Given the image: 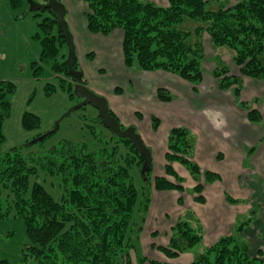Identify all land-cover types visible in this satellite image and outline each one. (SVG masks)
<instances>
[{"label": "trees", "instance_id": "16d2710c", "mask_svg": "<svg viewBox=\"0 0 264 264\" xmlns=\"http://www.w3.org/2000/svg\"><path fill=\"white\" fill-rule=\"evenodd\" d=\"M10 1L13 9H20L26 3V0ZM82 1L88 8L86 22L91 34L109 37L116 31L123 33L122 54L128 67L136 64L143 72L174 75L191 84L195 93L204 80L203 39L207 34L213 48L229 52L240 72L235 75L228 65L219 66L221 57H216L212 76L218 89L231 91L251 124L262 123L260 110L253 106L259 99L241 100V79L264 83V0H166V5L149 0ZM41 13L51 15L38 23L40 34L34 37L41 45V62L50 64L55 74L70 76L67 59L62 63L57 61L60 48L67 46L61 31L56 30V15L49 10ZM78 66L76 57L75 70H79ZM38 69L35 75L40 76L42 71ZM83 84L87 85L84 76ZM68 88L70 96L76 97L74 86L69 84ZM14 89L12 82L0 79V147L5 138L3 121L10 112L7 97ZM116 89L117 94L122 92L121 88ZM169 92L160 88L157 98L172 102L174 97ZM110 113L118 119L112 110ZM152 121L156 132L160 120ZM23 122L25 127L32 128L39 120L27 113ZM94 124L89 127L95 146L66 140L48 151L29 155L14 148L0 159V216L9 214L12 207L2 197L3 190L9 189L14 195L16 216L25 222L30 241L23 249V263L132 264L131 253L137 248L135 242L139 237L136 238L135 232L142 231L141 227L134 228L135 214L139 215L141 208L146 212L152 201L146 194L147 188L156 192H184V178L174 168L178 164L195 183L191 192L196 195L195 201L203 204L205 186L221 179L219 174L203 170L193 159L195 139L191 131L175 127L167 137L163 175L151 178V165V170L143 176L144 201L139 202L131 169L137 167L141 173L144 157L128 139L117 138L112 133L108 138L102 131L98 132L99 128L105 130L99 112ZM38 137H43V141L49 136ZM35 142L40 141L35 139ZM39 170L60 181L65 192L60 199H55L39 182L29 190L30 177L38 175ZM227 200L237 202L231 197ZM179 201L183 205V199ZM193 222L198 224L192 211L178 218L169 243L158 247L166 260L142 257L138 264H183L177 259L203 241L200 225L197 228ZM249 225L250 221L240 224L190 264H264L263 251L253 252L243 235L245 226ZM0 264L11 263L1 260Z\"/></svg>", "mask_w": 264, "mask_h": 264}, {"label": "rangeland", "instance_id": "374dc122", "mask_svg": "<svg viewBox=\"0 0 264 264\" xmlns=\"http://www.w3.org/2000/svg\"><path fill=\"white\" fill-rule=\"evenodd\" d=\"M37 1L46 4L49 0ZM59 1L71 13L77 11V21L79 18L78 24L81 27L80 21L86 20L87 5L82 0ZM149 1L157 2L159 5H166V0L163 4H160L159 0ZM26 4L20 9H13L10 0H0V79L10 81L15 85L14 91L10 92L7 97L10 103V112L3 121L2 129L5 138L0 147V159L14 148L21 149L24 155H29L30 153L48 151L66 140L75 143L84 142L95 146L97 143L95 142V138H93L89 125H95L94 119L98 115V110L91 105H87L85 108L76 110L65 117L70 109L80 102L77 97H71L69 93L68 86L69 84L74 86L75 81L71 76H66V74H55L51 70L50 64L41 62V47L33 37L40 34L38 23L51 15L49 13H39V16L34 17L30 15L24 17L23 14L25 12L23 9H26L24 8L27 7ZM27 9L29 10V6ZM56 30L59 31L58 26ZM98 37H94V41L92 42L88 41L89 39L87 38L88 40L85 39L83 43L86 53V62L84 63L86 86L99 96L107 99L110 109L117 115L123 129L131 126L134 127L149 148L147 144H150L151 140L159 142L164 131L167 130L166 127L171 123V119L166 113L168 110H163L159 107L158 100L156 97H152L153 94L151 92L160 88L168 89L165 85H167L166 81H169V79L171 81L182 80L168 73L143 72L136 64L133 67H128L124 63L123 54L117 41V34L109 37L102 35ZM81 38L84 40V37ZM203 44L205 59L202 66L206 75L205 81L212 79L209 75H212L216 67V57H221V62L219 61L220 64L218 63L219 66L226 64L229 66L232 74L240 75L238 67L234 66L231 55L227 50H216L213 48L207 34L204 35ZM67 56V47H61L57 61L62 63L66 61ZM78 67L81 70L80 65ZM37 68L42 71L40 76L35 75ZM253 81L254 84H244L245 96L247 97L259 94V90L254 89L259 82ZM154 87L156 89L153 90ZM116 88H121L122 92L117 94ZM175 88H177L175 89L176 93L174 89L173 91L168 89V91H170L169 93H171L174 99H179L181 98L179 95L181 93L179 92L180 89L177 86ZM263 105L264 90L261 91L260 99L253 106L258 109V107H262ZM27 113L38 117V125H32V128L25 127L23 118ZM139 116L141 117L139 118ZM153 118L160 120L158 133H154L153 131ZM57 123H59V127L54 132ZM97 131H102L108 138L111 136V132H108L106 128L105 130L99 128ZM40 134L43 136L49 134V137L41 141L39 140L41 137L37 138ZM35 139L40 142H35ZM159 143H157L158 147ZM152 150L155 157L152 155L153 171L150 176L154 178L163 175V167L166 161L164 157V164L161 165L162 168H159L157 164L161 151L159 149ZM166 152L167 148L165 154ZM246 162V171L242 176V182L247 188H249V184L254 179L263 183V186H258L259 189H256L254 194L256 198L262 196V202L264 203V156L261 159L256 158L254 166L253 164L251 165L250 160ZM249 164L253 166L252 171L248 170ZM131 177L139 192V202L144 201L142 193L143 176L137 167L131 169ZM35 182L41 183L57 200L65 193L63 186L56 177L48 176L40 170L38 175L30 177L29 190ZM182 186L184 187V192H179V196L178 194L173 196V191L156 192L154 189L147 188L146 194L151 197L152 201L146 212L141 208L139 215L135 214L137 226H134V228L137 227L138 229L141 227L142 231L139 232L137 230L135 232L136 238L139 237L136 240L137 242H135L137 248L135 247L136 249L132 250L131 253L132 264H138L139 259L142 257L150 260H166L164 255L158 250V247L166 246L169 243L172 228L178 218H184L189 211H192L196 216L193 210H189L190 208H183L185 205L191 203V198L185 193L189 191L193 192V187L191 188L188 184H185V179ZM153 193L155 194L153 195ZM244 193L246 194L247 192ZM2 197L12 207L9 208V214L0 216V261L7 260L11 264H33L32 262L23 263L22 260L24 246L29 245L30 241L27 236L25 222L16 216L14 195L7 189L3 190ZM180 198L183 199V205L179 203ZM203 215L204 213L201 214V216ZM245 219L251 221L248 214H245L239 218V222ZM193 223L195 227H199L197 223ZM199 228L202 229L201 226ZM207 237L204 242L202 241L191 251L181 255V259L178 262L190 264L206 248H209L223 238L220 237L218 239L211 234ZM215 239L216 242L212 244L211 242L215 241ZM260 239L261 237L258 242L256 240L253 242L246 240L250 246L256 248L258 251L262 250L264 258V235ZM205 241L210 243V245H205ZM256 249H254L255 252Z\"/></svg>", "mask_w": 264, "mask_h": 264}, {"label": "crops", "instance_id": "0c3cea01", "mask_svg": "<svg viewBox=\"0 0 264 264\" xmlns=\"http://www.w3.org/2000/svg\"><path fill=\"white\" fill-rule=\"evenodd\" d=\"M35 1L40 3L37 0ZM164 1L159 0L160 4H163ZM27 7L23 9L25 12H23L24 17L30 15L35 17V14L30 13ZM66 19L74 36L77 62L81 67L82 73L86 76L84 71L86 53L83 43L87 38L89 39H87L88 41L92 42L94 41V37L99 38L98 36L101 35L91 34L87 29L86 20L80 21L81 27H79L77 11L71 13L68 10ZM115 34H117V41L122 53L123 33L116 31L111 36ZM81 37H84V40ZM36 42L40 45L39 41L36 40ZM163 74L165 73L163 72ZM209 76L212 79L205 81L206 75L204 74L203 83L197 94L193 92L191 84L180 78L178 79L182 81H171L170 79L166 81V88L171 91L174 89L176 93L175 89L177 88L175 87L177 86L180 89L179 92H181L179 93L181 98L174 99L172 102H161L157 98L156 87L153 88V90H156H152V97H156L161 109L168 110L166 113L171 119V123L166 127L167 130L164 131L162 138L159 140L160 143L151 140L150 144L147 145L153 156L152 149H159L161 151L157 165L159 168H162L161 165L164 164L163 160L167 148L166 137H168L169 131L175 127L188 128L195 139L193 159L203 170L213 171L221 177L220 181L205 186L203 193L206 200L205 204L196 202V195L190 191L185 193L191 198V203L185 205L183 208H190L189 210L195 212L198 224L204 232L203 242L210 234L218 239L232 234L240 224L248 221L245 219L239 222V218L245 214H248L251 221L249 226H245L243 235L251 242L254 240L258 242L259 238L261 237L262 239L264 235V203L262 202V196L256 198L254 193L256 189H259L258 186H263V183L254 179L249 184V188H247L242 182V176L246 171L247 160H250L251 165L253 164L254 166L256 158L261 159L264 156V105L258 107L263 117L262 123L259 125L251 124L247 120V112L239 107L231 91H220L217 87V81L212 75ZM241 80L243 81L241 100L253 102L255 99H260L261 91L264 90V83L258 81L259 83H257L254 89H258L259 94H256L257 96H249L251 97L249 98L245 96L244 84H254V81L248 78H242ZM154 133H158V130ZM157 143H159V147ZM176 165L178 164H175L174 168L179 175L184 177L185 184L194 188L195 183L188 171L183 166L178 165L176 167ZM251 165L249 164V169L247 168L250 171L253 168ZM173 192V196L177 194L179 196V192ZM244 192L247 193L245 194ZM227 197H231V199L237 202L231 203L227 200ZM203 213L204 215L201 216ZM215 242L216 239L211 243ZM205 245H210V243L205 241ZM251 248L255 252L254 249L256 248L252 246ZM259 248L261 249V247ZM180 259L181 257L177 261Z\"/></svg>", "mask_w": 264, "mask_h": 264}, {"label": "water", "instance_id": "95a60500", "mask_svg": "<svg viewBox=\"0 0 264 264\" xmlns=\"http://www.w3.org/2000/svg\"><path fill=\"white\" fill-rule=\"evenodd\" d=\"M27 5L29 6V12L37 13L41 11H51L56 15L57 26L61 31L62 38L66 41V46L68 49L67 56V66L71 77L75 80L74 85V95L81 100L76 106H74L65 115L69 116L72 112L83 109L87 105L93 106L98 110L100 117L102 119L103 126L109 130L114 136L120 139H128L131 144L136 148L138 153L144 157V163L141 169V175L145 176L151 170V165L153 163V157L150 149L144 143L142 137L136 132L134 127H128L123 129L119 120L112 116L110 113V107L107 99L99 96L90 88L83 84V73L81 71L75 70V58H76V44L74 36L70 30L69 24L66 20L68 10L66 6L59 0H49L46 4L37 3L34 0H27ZM59 123H57L54 132L57 131ZM49 135V134H48ZM44 135V137L48 136ZM40 138L39 140H42Z\"/></svg>", "mask_w": 264, "mask_h": 264}, {"label": "flooded vegetation", "instance_id": "af4514ba", "mask_svg": "<svg viewBox=\"0 0 264 264\" xmlns=\"http://www.w3.org/2000/svg\"><path fill=\"white\" fill-rule=\"evenodd\" d=\"M77 71H80V70H77ZM71 76V75H70ZM84 76V75H83ZM73 78V77H72ZM74 79V78H73ZM75 81V80H74Z\"/></svg>", "mask_w": 264, "mask_h": 264}]
</instances>
